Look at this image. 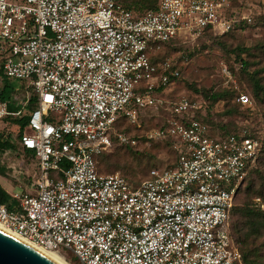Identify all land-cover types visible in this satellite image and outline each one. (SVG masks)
Masks as SVG:
<instances>
[{
  "label": "built area",
  "instance_id": "obj_1",
  "mask_svg": "<svg viewBox=\"0 0 264 264\" xmlns=\"http://www.w3.org/2000/svg\"><path fill=\"white\" fill-rule=\"evenodd\" d=\"M242 22L252 18L232 0H156L146 12L124 0H0L2 76L28 81L37 97L28 116L0 98V122L27 118L17 142L38 168L35 193L13 195L15 210L0 204V224L78 264H243L229 220L261 144L247 130L213 136L196 119L199 102L167 101L179 70L150 58L174 39ZM237 102L251 103L246 94ZM147 108L171 115L148 137L177 149L176 167L154 168L134 187L101 173L97 158L114 139L136 144L115 124L124 117L141 128Z\"/></svg>",
  "mask_w": 264,
  "mask_h": 264
},
{
  "label": "rangeland",
  "instance_id": "obj_2",
  "mask_svg": "<svg viewBox=\"0 0 264 264\" xmlns=\"http://www.w3.org/2000/svg\"><path fill=\"white\" fill-rule=\"evenodd\" d=\"M125 1V0H124ZM234 8L252 18V23L243 30L235 31L226 36L207 34L200 39L182 38L181 44H176L164 53V58L176 63L181 71L179 80L171 83L161 96L167 101L177 102L182 97L205 98L217 92L228 91L229 98L212 105L209 120L214 127L225 125L229 129L243 125L250 130H257L261 136L264 132V103L254 100L249 74L264 66V0H232ZM240 49H248L249 53H242ZM246 60L250 66L247 72L242 61ZM8 86L6 101L14 110L22 111L23 116L31 113L27 102L32 95L28 81L0 76V92L4 85ZM239 94L250 97L252 105L240 107L236 103ZM229 103V104H228ZM229 105V106H227ZM238 108L234 112L233 106ZM233 109L232 114L226 111ZM166 109L147 108L140 114L141 128L124 127V132L130 134L137 141L134 147L123 146L116 143L113 149L99 159V170L103 174H119L129 180L134 187L147 178L149 171L155 167L166 169L176 162L177 149L168 140L149 138L155 130L159 129L171 115ZM62 115L50 112L49 121L59 124ZM18 126L9 121H1L0 129L5 133H16ZM122 129V128H121ZM120 129V130H121ZM128 136V135H126ZM129 137V136H128ZM264 137V135L262 136ZM130 138V137H129ZM17 138L12 140L13 149L0 156V167L4 175H0V185L11 195L34 194L33 185L38 177V170L34 157L24 153L17 144ZM264 157V156H263ZM264 163L260 170L262 171ZM251 180L249 178L247 183ZM245 188L239 198V206L246 201ZM264 209L262 201H254ZM237 214L232 217V227L242 223ZM69 264H78L73 253L60 249L59 253Z\"/></svg>",
  "mask_w": 264,
  "mask_h": 264
},
{
  "label": "trees",
  "instance_id": "obj_3",
  "mask_svg": "<svg viewBox=\"0 0 264 264\" xmlns=\"http://www.w3.org/2000/svg\"><path fill=\"white\" fill-rule=\"evenodd\" d=\"M125 3H127L128 5H130L131 7H133L134 9L140 12H146L148 10L155 8L156 6V0H125ZM263 21H264V17H263ZM251 23H248V22L239 23L235 25V27L230 32L223 34V35H215L211 30H206L198 39L204 37L207 34H212L214 36H226L235 31H238V30L241 31L247 28L248 25ZM180 40H182V38L174 39L170 41L169 43L163 44L162 49L160 51L150 53V58L152 62L158 63L162 60L167 59V58H164L165 51L167 49H170V47H173L176 44H181ZM261 49L264 55V45H262ZM240 51L242 53H247V54L249 53L248 49H240ZM174 64H175V67L179 70L180 74H179V77L173 78L171 80V83L179 80L181 77V71L179 67L177 66L176 63ZM242 64H243L244 70L247 72L250 66L249 62L246 60H243ZM248 74H249V80H250L251 88H252V94H253L252 96L254 100H257L260 103H264V66ZM0 76H2L1 70H0ZM7 89H8V86L6 84L2 88V91L0 92V98L2 100L7 99V96L9 94ZM31 94L32 95L29 97V100H28V106H30L31 110H33L36 107L37 97L33 93V91L31 92ZM239 95L236 97V103L238 104V106L250 108V106L252 105L251 99H250L251 101L250 104L241 105L240 103L237 102V98L239 97ZM231 97L232 95H229L228 91H223L220 93L219 92L213 93L211 95L208 94L206 95L205 98H200V99L198 97H186V98L189 99L190 101H197L200 103L201 108L196 113V119L207 125L210 134H212L213 136L224 137V136L233 135V134L234 135L241 134L244 130L248 131V128L244 127L243 125H239L233 129H229L225 125L221 127H214L213 124L210 122L209 112H210L212 105L215 103H218L219 101L225 100L226 98H229V100L231 101L232 100ZM232 106L234 108V112L237 113L238 108L235 107L234 105ZM226 112H227L226 113L227 115H230L232 114L233 109L230 108ZM4 121H9L10 124L17 125L18 128L16 130V133H5L4 129H0V156L6 151L14 148L12 145V140L14 136H16L18 140L25 132V129L28 124V120L25 117H23L22 119H18V120L5 119ZM115 126L118 132L128 135L130 138H134V137H131L130 134H128L127 132H124L123 130L124 127L140 129L128 123V121L124 117H120L117 120ZM248 132H250L251 135L260 142L262 150H261L260 156L258 158V161L255 167L250 171L249 175L246 177L242 186L240 187V189L238 190L235 196L234 206L231 211L230 220H229L228 232H229L230 237L237 244L241 252L243 264H264V209H261L260 207H258L256 203H254L256 199H260L262 201V205L264 206V169L262 171L260 170L262 163H264V157H263L264 156V137H262L264 135V132L262 136L261 134H259V131L254 130V129ZM114 142L115 144L117 143L115 139H114ZM168 144L170 143L168 142ZM120 145L134 147L137 145V143L134 145L133 144H120ZM23 152L34 157L35 159V155L32 152H29L26 150ZM102 156L103 155H100L97 158L98 166H99V159ZM176 160H177V157H176ZM35 162H36V167H37L36 159H35ZM174 167H176V163L172 164V166H170L169 168H174ZM263 168H264V165H263ZM1 170L2 169L0 167V175L3 176L4 172ZM150 172L151 171H149L147 178L143 181L149 180L151 178ZM249 178H251V180L247 183V187L245 188L246 182ZM127 181L130 182L129 180ZM33 187L35 186L33 185ZM244 188H245L246 201L243 205L239 206L238 204L239 198ZM34 193H35V188H34ZM0 204L6 205L10 210H15L18 207V202L3 188L2 185H0ZM236 214L241 219H243V221L242 223L238 224L237 227L236 226L232 227V217Z\"/></svg>",
  "mask_w": 264,
  "mask_h": 264
},
{
  "label": "water",
  "instance_id": "obj_4",
  "mask_svg": "<svg viewBox=\"0 0 264 264\" xmlns=\"http://www.w3.org/2000/svg\"><path fill=\"white\" fill-rule=\"evenodd\" d=\"M0 264H58L50 257L0 229Z\"/></svg>",
  "mask_w": 264,
  "mask_h": 264
},
{
  "label": "bare ground",
  "instance_id": "obj_5",
  "mask_svg": "<svg viewBox=\"0 0 264 264\" xmlns=\"http://www.w3.org/2000/svg\"><path fill=\"white\" fill-rule=\"evenodd\" d=\"M0 229L5 231L6 233L16 237L17 239L27 243L28 245L34 247L35 249L41 251L42 253H44L45 255H47L48 257H50L52 260H54L55 262H57L58 264H69L67 262V260L62 257L58 252H54V251H47V250H44L30 242H28L26 239L20 237L17 233H15L14 231L8 229L7 227H5L4 225L0 224Z\"/></svg>",
  "mask_w": 264,
  "mask_h": 264
},
{
  "label": "crops",
  "instance_id": "obj_6",
  "mask_svg": "<svg viewBox=\"0 0 264 264\" xmlns=\"http://www.w3.org/2000/svg\"><path fill=\"white\" fill-rule=\"evenodd\" d=\"M18 144V143H17ZM20 147V146H19ZM21 148V147H20Z\"/></svg>",
  "mask_w": 264,
  "mask_h": 264
}]
</instances>
